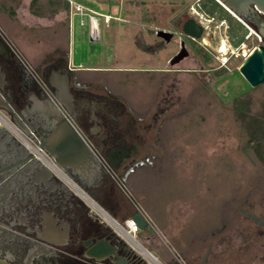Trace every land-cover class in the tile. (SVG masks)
Segmentation results:
<instances>
[{
	"label": "rangeland",
	"instance_id": "rangeland-1",
	"mask_svg": "<svg viewBox=\"0 0 264 264\" xmlns=\"http://www.w3.org/2000/svg\"><path fill=\"white\" fill-rule=\"evenodd\" d=\"M76 1L85 14L61 12L55 0H0V31L29 73L42 77L70 52L81 89L111 92L132 112L129 139L139 145L131 170L114 193L90 197L120 224L139 211L146 216L136 237L157 260L136 249L148 264H264V160L253 147L254 136L264 137V83L252 87L239 71L245 58L232 54L243 44L253 51L264 37L247 42L226 13L232 28H214L220 15L198 0ZM189 7L209 20L202 18V38L189 41L183 71L145 72L171 67L157 56L146 61L145 42L154 40L147 26L157 25L147 10L184 21L195 14ZM100 14L113 19L101 16L96 38L90 15Z\"/></svg>",
	"mask_w": 264,
	"mask_h": 264
},
{
	"label": "flooded vegetation",
	"instance_id": "flooded-vegetation-1",
	"mask_svg": "<svg viewBox=\"0 0 264 264\" xmlns=\"http://www.w3.org/2000/svg\"><path fill=\"white\" fill-rule=\"evenodd\" d=\"M198 2L220 15L213 17L215 21L211 26L214 28H220L219 24L224 22L228 28H232L224 17L223 13H226L239 23L242 32L245 31L243 38L247 42L255 41L258 35L264 37V14L256 8H253L250 16L240 17L231 13L219 0ZM190 9L195 11L194 15L190 14L184 21L177 16L169 22L164 17L150 16L147 10L146 18L157 22V25L147 26L148 34L154 40L145 42L146 61L157 56L171 67L147 69L145 72H160L164 76L167 72L183 71L179 66L191 55L190 42L197 41L183 32V24L187 19L194 18L204 27V33L208 29L204 23L209 19L204 18L195 7ZM161 31L172 35L167 38L160 34ZM183 43L189 55L172 65L171 61L181 52ZM0 65L5 73L2 89L5 101L16 109L14 112L3 110L11 120L15 115L20 116L26 106L31 109L32 93L39 98L47 97L44 83L50 91H56L49 83L53 70L68 73L74 105L72 127L80 137H85L88 146L102 162L98 181L82 180L80 172L69 166L61 167L56 163L58 169H51L26 146V141L37 144L34 141L42 134L40 124L31 119L27 122L33 128V139L16 127L21 137L10 142V149H15L16 154L0 155V258L11 264H116L112 255L102 261L86 256L89 250L101 243L114 247L118 256L128 264H148L142 252L96 214L82 195L85 193L102 199L110 192L117 191L120 177L130 172L139 145V142L129 139L133 137L129 131L135 120L132 112L111 92L100 94L81 89V84L76 83L72 76L77 69L68 67V60L49 64L44 68L42 77H37L21 67L0 39ZM185 71L197 72V69Z\"/></svg>",
	"mask_w": 264,
	"mask_h": 264
},
{
	"label": "water",
	"instance_id": "water-1",
	"mask_svg": "<svg viewBox=\"0 0 264 264\" xmlns=\"http://www.w3.org/2000/svg\"><path fill=\"white\" fill-rule=\"evenodd\" d=\"M219 1L240 17L250 16L253 8L264 14V0ZM183 32L194 39H200L204 34V27L194 18H189L183 24ZM160 34L167 38L172 35L165 31H161ZM188 55L189 51L183 43V49L171 61L172 65L177 64ZM239 71L252 87L264 83V44H261L260 49H254L250 53ZM4 77L5 73L0 65V110L14 112L16 110L15 106H11L5 101V95L2 92ZM49 83L56 89L54 94L45 91L47 97L39 98L32 93L30 98L33 101L31 109L26 106L21 110L20 116L15 115L13 120H10L15 127L20 128L30 139H33V128L31 125L28 126L27 122L29 119L35 120L40 124L42 134L34 142L43 151L49 154L59 166H69L80 172L82 180L93 179L98 181L102 162L94 150L88 146L85 137H80L72 127L74 124V105L70 91L69 74L53 71ZM14 138H17V136H15L13 130L0 125V155L14 156L16 154L15 149H10V142ZM25 164L27 163L25 162ZM130 217L136 221L141 229L148 226V221L142 212H136ZM109 255L114 257L113 262L116 264H128L124 258L118 256L115 248L109 244L98 243L93 250H89L86 254L87 257L98 261L104 260ZM0 264L11 263L0 258Z\"/></svg>",
	"mask_w": 264,
	"mask_h": 264
},
{
	"label": "built area",
	"instance_id": "built-area-1",
	"mask_svg": "<svg viewBox=\"0 0 264 264\" xmlns=\"http://www.w3.org/2000/svg\"><path fill=\"white\" fill-rule=\"evenodd\" d=\"M70 4L73 6V8L81 13V15L85 14V7L81 4L78 3L75 0H69ZM90 19H91V25H92V34H94V29L97 28V21L95 20V16L94 15H90ZM109 19V17H108ZM96 26V27H95ZM1 32V31H0ZM1 37H2V32H1ZM245 48V44L242 45V47H240L238 49V52H236L235 50H232V54L236 55V57L239 56H243L244 58L246 57V55H248V53H251V50H249V52H245L244 51ZM241 50H243V52H241ZM224 65L226 64V62H228V58L227 55L224 58V60L221 61ZM225 62V63H224ZM43 88L47 93H50V89L49 86L44 83L43 84ZM0 125L2 126H7L8 128H10L11 130H13V132L15 133V136H17V138L21 137V135L19 134V132L17 131L16 127L13 125V123L11 122V120L4 114V112L2 110H0ZM26 146L27 148L31 151V153L35 154L36 157L43 162L44 164H46L49 168L51 169H58L57 168V164L54 161V159L47 154L45 151H43L38 144H34L32 142L26 141ZM85 198L86 201L88 203V205L91 207V209L98 214L104 221L105 218L104 216L99 213L97 211V208L95 207V205L90 201H94L90 196H88L87 194L83 193L82 194ZM90 199V200H89ZM95 202V201H94ZM145 216V215H144ZM146 218V216H145ZM147 219V218H146ZM121 228L125 231V232H121L120 230H118L117 228L113 227V229L122 237L124 238L128 243H130L132 246L134 247H138V245H140L136 234L140 231V227L139 225L136 223L135 220L131 219V217L127 218L124 222V224H120L119 222H117Z\"/></svg>",
	"mask_w": 264,
	"mask_h": 264
},
{
	"label": "crops",
	"instance_id": "crops-1",
	"mask_svg": "<svg viewBox=\"0 0 264 264\" xmlns=\"http://www.w3.org/2000/svg\"><path fill=\"white\" fill-rule=\"evenodd\" d=\"M56 1V3L57 4H60L61 6H63V8H61L60 10H61V12H66V13H68L67 11H69L70 9V15H71V13H72V8H73V6L70 4V1L69 0H55ZM76 1V0H75ZM78 3H81V2H79V1H77ZM71 6V7H70ZM56 10H58V7H56L55 8ZM54 9V10H55ZM104 16L105 17V22L106 21H108V23H110V21L112 20V16H111V14H107V15H105V14H100L99 16L97 15V16H95V20L97 21V23L96 24H98L97 25V28H95L94 29V34H93V36H95L96 38H97V35H98V32H99V28H100V21H101V16ZM102 16V17H103ZM108 17H109V19H108ZM70 19H71V17H70ZM71 23V22H70ZM91 27H92V25H91ZM96 27V26H95ZM91 33H92V29H91ZM91 38H92V35H91ZM92 40H94V38H92ZM9 50V49H8ZM68 63L70 62V64L71 65H74L73 67V69H76V67H75V64L73 63V62H71V57H70V52H68ZM78 65H80L81 66V63L80 64H78ZM53 71H56V70H53ZM52 71V72H53ZM50 93L51 94H54L55 92H52V91H50ZM5 114V113H4Z\"/></svg>",
	"mask_w": 264,
	"mask_h": 264
},
{
	"label": "bare ground",
	"instance_id": "bare-ground-1",
	"mask_svg": "<svg viewBox=\"0 0 264 264\" xmlns=\"http://www.w3.org/2000/svg\"><path fill=\"white\" fill-rule=\"evenodd\" d=\"M225 6V5H224ZM226 7V6H225ZM227 8V7H226ZM228 9V8H227ZM229 10V9H228ZM231 13H233L231 10H229ZM207 41V40H206ZM205 41V42H206ZM226 41V40H225ZM225 41H223V43H221L222 45V47L220 48V50L223 52V51H225L226 49H227V47H226V42ZM222 42V41H221ZM260 46L261 45H259L258 47H256L255 49H260ZM249 53H248V55H246V57H245V59H247L248 57H249ZM245 59H244V61H245ZM243 61V62H244ZM243 62H242V64H243ZM242 64H241V66H242ZM240 66V67H241ZM240 69V68H239ZM94 205H95V207L97 208V210L104 216V218H105V220L106 221H111V223L109 222V224L110 225H112L113 227H115V228H117L118 230H120L121 232H125L122 228H121V226L117 223V221L112 217L111 218V216H109L108 215V213L101 207V206H99L96 202H94V201H92V200H90ZM99 208V209H98ZM142 250H143V252L146 254V255H148V256H150L152 259H155V260H157V258L153 255V254H151L150 252H148L147 250H145L144 248H142L141 247V245H138Z\"/></svg>",
	"mask_w": 264,
	"mask_h": 264
},
{
	"label": "trees",
	"instance_id": "trees-1",
	"mask_svg": "<svg viewBox=\"0 0 264 264\" xmlns=\"http://www.w3.org/2000/svg\"><path fill=\"white\" fill-rule=\"evenodd\" d=\"M36 0H34L35 2ZM245 83L247 85H249L246 81ZM253 147L254 149L259 153V156L262 158V160H264V137L263 138H260L258 136H254L253 138Z\"/></svg>",
	"mask_w": 264,
	"mask_h": 264
}]
</instances>
